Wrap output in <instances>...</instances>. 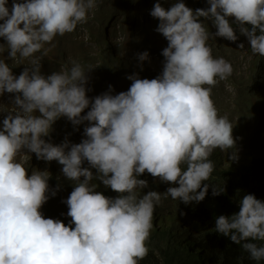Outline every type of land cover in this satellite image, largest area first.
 <instances>
[{"label": "clouds", "instance_id": "obj_1", "mask_svg": "<svg viewBox=\"0 0 264 264\" xmlns=\"http://www.w3.org/2000/svg\"><path fill=\"white\" fill-rule=\"evenodd\" d=\"M196 2L191 3L196 6ZM208 4L207 9L194 10L183 0L168 9L155 3L150 15L159 24L149 23H157L155 30L168 42L160 49L164 61L152 55L157 39L153 36L145 41L155 43L139 45L131 63L136 57L144 61L141 68L156 78L129 75L125 82L132 83L127 91H114L112 84L100 92V87L87 88L88 80L93 85L102 81V69L98 72L95 64L82 67L72 61L70 70L66 63L65 68L46 66L44 75L41 57H35L42 50L46 56L45 44L57 35L69 33L87 45L93 44L92 36L100 42L91 32L92 14L88 17L96 0H0V53L7 51L11 61L35 57L19 76L13 74L14 63L10 67L0 59V97L14 94L0 127V264H139L148 252L146 242L162 194L185 204L203 201L209 190L204 182L214 168L238 166L241 141L248 144V157L241 164L250 165L246 119L253 112L254 120L264 117V101L254 97L256 107L253 102L255 108L251 105L243 118L235 109V122L225 114L223 104L222 116L218 114L212 86L220 83L225 90L221 80L229 83L236 68L223 57H214L207 43L211 33L234 44L238 40L230 22L234 18L240 34L246 36L239 48L264 57V0H208ZM207 20L216 27L214 34L205 26ZM121 25L122 19L114 32ZM117 34L124 39L123 32ZM151 62L163 69L160 75ZM231 86L237 108L238 87ZM61 117L73 125L89 122L86 138L69 140L60 132ZM49 138L64 142L55 145ZM25 149L38 159L18 161ZM52 161L58 162L60 175ZM45 162H52L49 170ZM84 163L90 167H83ZM91 169L98 174L94 176ZM146 172L178 186L138 195V190L148 187L147 180L139 179ZM51 176L75 184L64 201L68 207L58 212L60 220L45 218L42 212ZM94 179L120 195L110 198L96 191ZM212 187L214 196L223 192ZM215 231L238 245L243 242L250 259L264 260V244L251 242L264 241V201L254 194L243 195L237 213L216 218Z\"/></svg>", "mask_w": 264, "mask_h": 264}, {"label": "trees", "instance_id": "obj_2", "mask_svg": "<svg viewBox=\"0 0 264 264\" xmlns=\"http://www.w3.org/2000/svg\"><path fill=\"white\" fill-rule=\"evenodd\" d=\"M96 2L97 6L90 10L88 17L92 14L93 23H95L99 31L97 38L100 42L110 45V29H115V23L121 17L123 19V26L121 25L120 30L115 31L112 36L117 37L118 32H123L128 45H130L132 54L139 51L141 42L143 45H150L156 41L152 43H148L145 40L140 43L136 41L140 31L145 32L144 28H146L150 20H155L159 24V21L150 15L154 4L160 2L165 8L170 5V1L164 2L162 0H96ZM208 7H210L208 0H197L194 10L198 8L207 9ZM246 26L250 27V25ZM237 28L239 29L238 26ZM237 36L238 40L234 44L236 45V55H239L243 54L244 51V48H239V44L245 43L246 36L241 35L240 31L237 32ZM215 41L217 42L216 47L212 43H207L212 49L213 56L216 58L223 57L231 63L226 51L234 44H231L223 37H217ZM250 47L249 44V51L251 52ZM160 49L162 48H153L151 52L153 56H157L164 61ZM42 52L43 50L38 52L37 55L43 58ZM114 57V53L105 57V60H109V62L106 61V67L102 70V81L93 85V80L91 82L88 80L87 88L95 89L100 87V92L105 88L109 90L107 83H114L116 81L114 79H117L114 75L117 74V70L116 68H112V65L115 64L112 61ZM72 61L78 62L82 67L85 63H89L83 62L78 57H74ZM72 61L68 62L65 59L68 70L72 67ZM251 62L254 66L250 73L243 70L228 76L229 83L231 82L234 87H238L239 104L236 108V114L241 116V118L251 112L254 97L258 95L262 97V92H264V57L253 54ZM143 63L144 61L141 62L136 57V61L130 64L131 75L138 74L142 79H154L141 68L144 65ZM150 65L158 75L162 73L163 69L158 63L151 62ZM41 71L44 73L47 70L42 68ZM87 75L91 79V74L88 73ZM108 76L113 77L110 79L107 78ZM241 77L247 80L248 86L244 87L241 84L243 82L240 79ZM125 80L127 81L128 79L125 78ZM115 85L118 88L120 87L118 82ZM223 92L224 89L220 83L212 86L211 98L216 101L215 106L220 116H222L220 106L223 104ZM112 94L115 95L118 92H113ZM88 97L92 99V94L89 93ZM241 101L243 103H240ZM253 108L255 107L253 106ZM89 110L90 107L85 109L82 115H86ZM262 111L264 112V105H262ZM255 120L257 122V129H264V117L257 116ZM59 123L61 124L60 132L64 133L69 140L82 142L86 138L84 136V129L88 126L89 122L85 121L80 125H73L66 117H61L59 118ZM250 143L249 149L252 155L250 165H232L221 170L214 168L209 180L204 182L209 185V190L203 201L185 204L179 199L173 200L170 196L166 197L162 194L161 201L155 208L150 237L146 242L148 252L139 261V264H264V260L257 262L250 259L249 254L242 247L243 242L241 245H238L231 241L229 237L215 231L216 218L220 215L231 216L237 213L239 211V201L243 195L254 194L257 199L264 201V140L257 139L250 141ZM218 150H215V152ZM83 167L90 166L88 163H84ZM91 171L94 176L98 174L96 169H91ZM139 179L147 180L148 187L138 190V195H143V193L148 191L164 193L169 187L178 186L161 182L159 178H154L147 172L140 176ZM48 183L49 199L45 203L42 212L45 218L60 220L58 212L64 209V207H68L64 201L67 200L74 190L75 184L73 181H66L57 176H51ZM92 183L97 185L96 191L102 192L107 197L115 198L120 195L111 190V188L106 187L98 179H94ZM213 185L218 190H223V192L218 196H214ZM54 191L56 194L52 195ZM251 242L258 245L264 244V241Z\"/></svg>", "mask_w": 264, "mask_h": 264}, {"label": "rangeland", "instance_id": "obj_3", "mask_svg": "<svg viewBox=\"0 0 264 264\" xmlns=\"http://www.w3.org/2000/svg\"><path fill=\"white\" fill-rule=\"evenodd\" d=\"M9 1H12V0H8V2ZM162 1L167 2L169 0H162ZM192 1L194 0H183V2L189 8L194 9L195 4H192L191 3ZM176 2L177 0H174V3ZM174 3H171L170 6L169 7L167 6L166 9L170 8ZM7 6L11 8V5L9 4ZM121 19L122 18L119 17L118 21L115 23L116 27H118V25L121 24ZM201 20H204V19L201 18ZM230 22L233 23V27L237 34V32H239V29L237 28V25L235 24L234 18H230ZM0 23H2V21H0ZM157 26L158 24L155 23L154 21L148 23L146 28H144L145 32L140 31V34L137 36L136 41L140 43L143 40H153V36L154 37L156 36L157 39H156L155 47L156 48H166L168 45V42L163 37L162 34L158 33L155 30ZM205 26L208 28L209 33L211 31L214 34L217 31L216 27L213 25L211 20L205 21ZM91 32L92 33L94 32L96 34H98L99 32L95 23H91ZM110 34H111L110 39H109L110 45L99 42L97 39L93 38L92 34L91 36L93 39L92 41L93 44H90V45H87L80 41L75 40L74 36L70 35L69 33H66L63 36L57 35L50 44H45L44 48L49 49L47 52V55L46 56L43 55V58H42L41 56H37L35 54V57H41L42 68H46L47 66V68H50V69L56 68L58 66H61V68H65L63 64H65L66 62H64L63 60L66 59V61H72L74 57H78L83 62L86 61V62H91L95 64L96 68H100L98 69V72H99V70L101 69L103 70L106 67V61L109 62V60H105V57L111 55V53H114L115 57L112 58V61H114L115 64L112 65V68H116L117 70V74H114L117 79H114L116 80L114 83L109 82L108 85L109 86H111L112 84L115 85L118 82L120 86V92L127 91L128 87L130 86L129 84L132 83L131 80H130V83L125 82L126 81L125 78L127 79V77L131 75L130 63L133 61L131 58L132 53H130V45H128L127 39L125 37L123 40H121L120 35L118 34H117V37L112 36L114 34V30H111ZM216 38L217 37L215 38L212 37L210 33V38L208 42L214 44V47L217 46V42L215 41ZM228 42L233 44L232 41L228 40ZM140 46H144L142 42L140 43ZM226 52L229 55L228 58L235 66L236 72L243 71V70L248 71L249 73L251 72V69L254 66L251 62V60L253 59V54L245 51L243 52V54L236 55L237 51H236V48L233 46H231ZM7 55H8L7 51L0 53V59L6 60V62L9 63L10 67H12V63H14L16 68L12 67V71H13V74L16 76H19L23 72L24 68L30 65V60L35 58V57H31L28 59H23L18 54L20 58H17L15 61H11V60H8ZM16 69H18V72L14 73ZM151 72L152 74H154L153 70ZM43 74L45 75V72ZM111 77L113 76H108L107 78H111ZM153 77L156 78V75H154ZM240 79L243 80L241 84L244 87L248 86V82L246 79L242 77ZM217 80H220V79L217 78ZM221 81L223 82L225 86V90L222 94V97L224 98L222 99V102H223V106L225 109V114L229 116L230 118H232V120L235 122L234 114H235V109H236V103H235L236 96L234 95V90L231 84L226 83L225 80H221ZM112 89L114 91H117L119 88L116 87L115 85V87H112ZM13 95L14 94L5 93L2 97H0V111H2L0 112V127H2V121L8 114L7 111L11 110V98ZM260 99L261 101L262 100L264 101V94ZM253 102L256 107V102L254 100ZM37 115H39V113H37ZM250 116L251 118L248 117L246 119L247 120L246 125L249 128L248 136L251 138L250 141H254L257 139L264 140V130L257 129L256 121L253 118L254 112H253V115H250ZM48 140L49 142L55 141V145H59L64 142L61 140L56 141L53 138H49ZM69 142L74 144L71 141ZM247 145H248L247 143L241 141L242 155H241V158L237 155V159H235V161L238 162L239 166L241 165V161L246 160L248 157L246 154ZM229 155L232 156V154H229ZM35 158L38 159L35 153H29L25 149L24 152H22L17 157V160L21 161L20 159H25L26 161H29V160L31 161ZM52 162L55 168L54 172H56L57 175H60L62 172L61 170L58 171V162L57 161H52ZM52 162H49V163L45 162L44 166L47 170H49L50 164ZM222 167L225 168L226 166H222Z\"/></svg>", "mask_w": 264, "mask_h": 264}]
</instances>
